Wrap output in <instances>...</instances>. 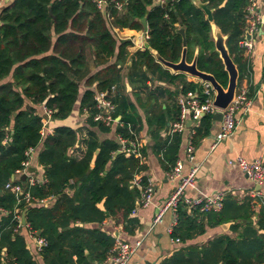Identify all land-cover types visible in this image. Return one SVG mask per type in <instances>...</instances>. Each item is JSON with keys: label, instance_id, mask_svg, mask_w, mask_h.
Masks as SVG:
<instances>
[{"label": "trees", "instance_id": "obj_1", "mask_svg": "<svg viewBox=\"0 0 264 264\" xmlns=\"http://www.w3.org/2000/svg\"><path fill=\"white\" fill-rule=\"evenodd\" d=\"M197 2L212 10V22L226 37L225 45L239 81L248 71L239 42L249 0H113L102 8L95 0H12L9 4L4 0L0 9V209L6 215L0 223V248L2 240H7L6 251L14 264H36L23 237L14 232L15 209L25 212L27 229L35 234L39 231V237L47 242L40 252L44 264H73L72 254L81 263L85 260L83 249L88 247L85 242L94 239L90 236L105 248L95 260L100 264L105 259L113 240L78 228L76 223H100L109 216L123 223L128 232L138 225L130 218L140 197L132 180L145 168L134 156L117 155L116 139H101L100 135H109L111 128L93 121V97L96 92L116 87L111 101L116 107L114 116L120 117L122 126L116 127L115 133L133 139L138 137L142 124L137 108H148L152 100L157 101L155 92L163 93L160 87L149 89L152 80L176 84L182 93L196 88L186 82L185 75L163 68L145 49L129 57L127 47L131 42L119 41L114 30L141 31L144 18L146 41L161 58L179 62L183 47L176 30L183 29L186 61H192L197 49L198 70L211 74L225 88L228 77L215 52L211 23ZM116 4L122 5L120 11ZM124 68L134 102L126 94ZM141 95H145L144 100ZM166 96L173 102L172 93L166 92ZM38 105L50 111L54 121L67 119L74 108H79L80 113H87L85 125L77 129L59 126L41 138ZM170 114L164 110L145 115L150 138L157 141L154 152L166 173L176 162L180 136H168L163 142L158 138L177 118L176 102ZM210 123L209 115L201 119L193 136L194 145L208 135ZM40 142L43 148L37 160L44 169V182L29 186L26 180H19L11 184H24L33 199L52 198L54 204L30 208L5 190V185L22 169L26 151L36 150ZM72 149L73 153L68 154ZM147 182L142 177V186ZM253 201L248 197L239 203L226 195L220 211L195 210L191 214L180 202L171 238L185 244L204 235L206 229L227 223H231L229 229L235 237L225 234L201 246H185L159 264H264V202L257 209Z\"/></svg>", "mask_w": 264, "mask_h": 264}, {"label": "crops", "instance_id": "obj_2", "mask_svg": "<svg viewBox=\"0 0 264 264\" xmlns=\"http://www.w3.org/2000/svg\"><path fill=\"white\" fill-rule=\"evenodd\" d=\"M12 0H6L9 4ZM196 2V1H195ZM259 6V12L264 18V0H257ZM6 5V4H5ZM206 16V15H205ZM114 32L119 41H130L131 46L127 47V53L132 56L137 51L144 50V43L146 39L141 31L130 30V29H115ZM254 44L253 49L249 57L244 56L248 61V89L249 96L252 99L251 110L245 116H241L238 112L236 117L239 119V125L236 127L234 133L230 138H227L220 142L214 150H210V146L220 130L221 121L213 122L211 116L210 130L208 135L197 142L194 152V163L190 164L186 161L183 162V174L186 175L192 167H197L198 172L195 176V187L191 189L186 188L184 195L188 198H194L202 195H213L217 192H225L227 196L232 197L241 203L246 198H253L257 209L261 206V201L264 202V183L261 185H254L245 175H243L236 167L229 164L236 160L238 157L244 158L248 161L261 160L264 163V83L263 78V64H264V26L253 36ZM93 70V68H91ZM127 70L124 68L122 71L123 83L125 85L126 94H129L131 100L134 102L131 96V87L126 81ZM241 80L237 81V84ZM186 82L194 83L195 79L186 76ZM176 84H166L164 82H158L152 80L148 85L150 90L155 87H160L163 90L161 92H155L157 101L152 100V104L148 108H137L139 116L141 118V131L139 132V138L144 142L142 148V165L144 170L137 174L140 179L145 177L150 181L155 189V194L152 204L147 208H139V198L135 203V211L131 212L130 218L137 220L138 225L133 231L128 232L123 227V223H118L116 219H112L109 216L100 223L82 224L76 223L75 226L90 232H98L102 236L108 238L110 241L116 238V236L122 238L124 241L133 245L136 241L141 240V246L135 251L128 264H159L165 258H169L173 253L178 251L180 248L189 245H204L208 241L220 235H229L235 237L230 232L231 223L223 224L214 228L206 229L204 235L197 236L192 240L187 241L185 244L181 243L178 239L171 238V233L168 231L169 226L172 223L173 215L171 211H166L163 215L161 223L152 227V221L157 215L160 208L164 206L168 198L177 188V181H172L167 178V173L164 170L159 156L154 152V147L157 141L152 140L149 135L148 125L146 123V113L153 114L154 112L168 111V115H171L172 105L175 104L179 95L182 91L181 87H176ZM85 88H81L82 92ZM166 92L172 93L173 102L166 96ZM145 95H141L144 100ZM145 103V101H144ZM161 106V108H157ZM177 108V107H176ZM46 108L38 105L36 111L38 115L43 117L45 115ZM87 113L79 112V108H74L71 115L65 120H51L47 126V129L53 130L59 126H68L73 129L85 125ZM201 120L198 122L197 127L200 125ZM172 122L168 123L167 128L163 129L159 133L158 142H163L168 138L169 127ZM13 120L7 128V131L12 132ZM188 128L190 127L187 126ZM196 127V128H197ZM42 128V124H41ZM116 128H111L109 135H100L101 139L104 137L116 139ZM41 135V130H40ZM180 136L179 150L176 156V160L184 159V149L187 141L190 138L189 130H185ZM42 138V137H41ZM193 139V138H192ZM117 140V139H116ZM43 148L42 142L38 145L37 149L31 155L29 162V169H33L31 175L37 181L41 182L44 176V169L38 164V154ZM119 152V151H118ZM73 153V149L69 150L68 154ZM22 175L14 174L11 176L9 183L18 182L21 180ZM26 180V179H25ZM22 183L24 181L21 180ZM24 184L21 185L24 188ZM132 186H134L132 182ZM6 190V189H5ZM8 191V190H7ZM54 204L51 200L44 205V207H50ZM39 206L33 205L30 208H38ZM42 207V206H40ZM99 209L103 210L102 205H98ZM256 209V210H257ZM14 210L13 214L15 213ZM188 214H191L186 209ZM24 214L25 212H21ZM6 212L0 209V223ZM26 223V221H25ZM39 232V231H38ZM37 235H40V232ZM262 232V231H261ZM16 233V232H15ZM24 239L25 248L29 255L33 258L36 264H44L43 258L40 254L35 252L34 240L31 234L26 228H22L19 232ZM90 236V235H89ZM96 239L94 236H90ZM1 238V236H0ZM94 239H88L85 244L88 247H84L83 256L85 260L78 263L77 256L72 254L71 260L73 264H99L95 260L96 255L103 254L104 247H99V243L95 242ZM2 240V239H1ZM13 240V238H12ZM178 240V242H176ZM7 240H2V247L0 248V262L1 264H14L13 260L10 259L7 254ZM80 249V247H79ZM111 250V249H110ZM108 254V253H107ZM107 256V255H106ZM106 258V257H105ZM105 260V259H104ZM104 260L100 263L103 264Z\"/></svg>", "mask_w": 264, "mask_h": 264}, {"label": "built area", "instance_id": "obj_3", "mask_svg": "<svg viewBox=\"0 0 264 264\" xmlns=\"http://www.w3.org/2000/svg\"><path fill=\"white\" fill-rule=\"evenodd\" d=\"M98 8H102L108 1L113 0H95ZM159 4L162 1H157ZM4 4V0H0V9ZM117 10L122 9V5L116 4ZM245 30L242 36L239 46L243 51V55L249 57L252 52L254 39L253 36L259 31L262 26H264V18L259 12V6L257 0H249V3L245 9ZM145 39H148L147 33H143ZM246 34L249 35L247 40ZM248 79L249 71L247 75L241 78L240 82L237 84L235 94L231 103L224 110L217 109L214 105V98L216 95L215 90L207 82H201L195 79L193 83L196 88L194 90H189L181 93L176 100V107L178 109L177 118L170 124L169 127V137L173 135H180L185 130H189L190 138L187 141L184 149V159L176 160L171 171L168 172L167 178L172 181H177V188L168 198L167 202L158 211L157 215L152 221V227L161 223L163 215L166 211H171L173 215V220L169 226V232L171 233L173 228L177 223V206L181 202L185 205L186 209L192 213L198 210L199 213L202 212H218L222 208L225 192H217L213 195H202L194 198H188L184 195L186 188L190 187L193 189L195 187V176L198 172L197 167H192L188 174H183V162L186 161L190 164L194 163V152L195 146L193 143V136L195 134V129L198 122L205 116H212L219 112L221 114V125L220 130L215 136L210 150H214L216 146L223 140L230 138L234 133L236 127L239 125V119L236 117V113H240L241 116H245L251 110L252 99L249 96L248 89ZM264 83V81L262 82ZM116 93V87L111 86L109 89L101 92H96L94 94V108L95 114L93 116V121L96 123H101L108 128H116L122 126L120 122V117H115V105L112 103L111 98ZM45 108V107H43ZM190 120V127H187V121ZM51 121V112L47 109L45 110V115L41 117V137L45 138L51 134L52 130L47 129L49 122ZM117 142L119 145V152L124 154L126 157L134 156L140 159L142 162V148L144 142L139 138V136L133 139H126L117 135ZM35 149L31 148L26 151V160L21 164L22 169L16 172L17 175H25L26 182L29 186H34L37 183H43L37 181L31 173H28L30 167L29 159L34 153ZM230 165L236 167L243 175H245L254 185H261L264 183V163L261 160L248 161L244 158L238 157L236 160L229 162ZM141 180L137 175L133 178L132 182L140 190V197L138 202L139 208L149 207L154 198L155 189L153 184L148 181L146 185L142 186ZM5 189L20 197L19 200H23L26 206H41L45 205L52 198L45 199H33L24 188L18 185H12L8 183L5 185ZM135 211V210H134ZM24 216L21 210L16 209L13 217L14 222V232H19L22 228L27 229L26 223L23 224ZM28 230V229H27ZM34 240L35 252L40 254L42 249L47 246L45 239L39 237V235L28 230ZM178 242V240H176ZM142 241L138 240L133 245L124 241L122 238L116 236L114 239L113 246L108 252L103 264H128L131 257L135 251L141 246Z\"/></svg>", "mask_w": 264, "mask_h": 264}, {"label": "water", "instance_id": "obj_4", "mask_svg": "<svg viewBox=\"0 0 264 264\" xmlns=\"http://www.w3.org/2000/svg\"><path fill=\"white\" fill-rule=\"evenodd\" d=\"M196 5L200 7V9L206 15V19L211 23L210 25L211 26V36L214 42L215 52L218 53L219 58L223 65V69L226 72L227 77H228L227 86L225 88L216 81L214 76L198 70L197 65H196L197 57H198L197 49L194 52L192 61L190 63L186 61L187 48H186L185 33L183 29L176 30V33L179 34L182 38V47H183L179 62L172 63V62H168L164 60L163 58L159 56V54L155 50H153L148 45L147 41L144 43V49L149 51L155 58V61L158 64H160L163 68L169 70L170 73L183 74L190 78L200 80L201 82L209 83L216 92L213 105L219 110H224L233 100L235 90L237 87L238 71L232 59L230 58L228 50L226 48V45H225L226 37L222 34L221 30L212 22V10L207 9L205 4H201L199 2H197ZM141 24L143 26L142 32L147 33L148 27H147L145 18L141 20ZM245 38L248 40L249 35L246 34ZM212 119H213V122L221 121V114L219 112L215 113L212 116ZM189 125H190V120L187 121V126ZM97 153L98 151L95 152V155ZM116 154L119 155L120 152H117ZM33 171L34 170L31 168L29 169V172H33ZM25 178L26 176L23 175L21 180L25 181ZM23 224H25L24 219H23Z\"/></svg>", "mask_w": 264, "mask_h": 264}, {"label": "rangeland", "instance_id": "obj_5", "mask_svg": "<svg viewBox=\"0 0 264 264\" xmlns=\"http://www.w3.org/2000/svg\"><path fill=\"white\" fill-rule=\"evenodd\" d=\"M158 3V2H157ZM128 96H129V94H127ZM131 96H132V94H131ZM130 97V96H129ZM131 98V97H130Z\"/></svg>", "mask_w": 264, "mask_h": 264}]
</instances>
